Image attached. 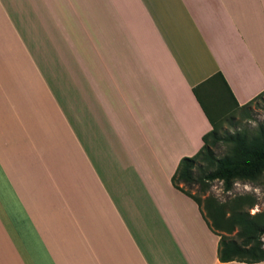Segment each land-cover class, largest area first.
I'll return each mask as SVG.
<instances>
[{"label": "crops", "instance_id": "crops-1", "mask_svg": "<svg viewBox=\"0 0 264 264\" xmlns=\"http://www.w3.org/2000/svg\"><path fill=\"white\" fill-rule=\"evenodd\" d=\"M215 73L264 90V0H0V264H245L170 182Z\"/></svg>", "mask_w": 264, "mask_h": 264}, {"label": "trees", "instance_id": "trees-1", "mask_svg": "<svg viewBox=\"0 0 264 264\" xmlns=\"http://www.w3.org/2000/svg\"><path fill=\"white\" fill-rule=\"evenodd\" d=\"M193 97L210 125V130L201 137L202 145L191 157L178 161L170 178L173 188L192 199L184 187H205L214 181L220 182L222 190L231 189L234 181L253 182L264 171V123L252 131L245 129L233 132L222 131L221 126L231 121L236 112H244L251 104L264 98V90L247 103L238 106L220 73H215L191 88ZM226 148L216 157L213 148ZM223 204L207 200L208 221L201 216L208 229L218 237L216 258L220 263L239 262L255 264L264 260V222L256 220L247 212H232L225 215ZM232 238L226 237L235 231ZM219 232L223 234H219Z\"/></svg>", "mask_w": 264, "mask_h": 264}, {"label": "rangeland", "instance_id": "rangeland-1", "mask_svg": "<svg viewBox=\"0 0 264 264\" xmlns=\"http://www.w3.org/2000/svg\"><path fill=\"white\" fill-rule=\"evenodd\" d=\"M264 123V98L251 104L244 112H236L231 121H225L222 131L233 132L234 130L245 129L252 131L258 124ZM226 148L219 144L213 148L216 157L222 156ZM184 190L195 198L205 218L210 221L207 212V200L223 204L225 215L236 211L247 212L256 220L264 222V171L253 182L234 181L231 189L227 192L222 190L221 183L214 181L205 187H184ZM236 230L226 237L235 236ZM219 234H223L219 232ZM264 244V235L261 237Z\"/></svg>", "mask_w": 264, "mask_h": 264}]
</instances>
